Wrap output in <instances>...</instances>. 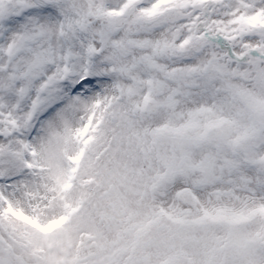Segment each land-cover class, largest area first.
I'll return each mask as SVG.
<instances>
[{
	"label": "snow or ice",
	"instance_id": "obj_1",
	"mask_svg": "<svg viewBox=\"0 0 264 264\" xmlns=\"http://www.w3.org/2000/svg\"><path fill=\"white\" fill-rule=\"evenodd\" d=\"M0 264H264V0H0Z\"/></svg>",
	"mask_w": 264,
	"mask_h": 264
}]
</instances>
